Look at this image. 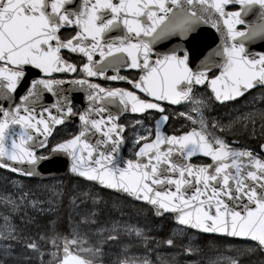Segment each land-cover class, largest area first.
Returning a JSON list of instances; mask_svg holds the SVG:
<instances>
[{"label": "snow or ice", "instance_id": "obj_1", "mask_svg": "<svg viewBox=\"0 0 264 264\" xmlns=\"http://www.w3.org/2000/svg\"><path fill=\"white\" fill-rule=\"evenodd\" d=\"M205 25L219 43L201 56ZM254 42L264 43V0H0V170L15 174L0 192V264H171L160 247L193 255V232L223 244L208 264L264 255V142L226 139L233 124L205 114L238 99L264 106ZM238 121L264 140V108L259 125ZM60 157L174 228L162 238L102 221L98 198L85 208L81 193L61 229V193L43 199L26 183Z\"/></svg>", "mask_w": 264, "mask_h": 264}, {"label": "rangeland", "instance_id": "obj_2", "mask_svg": "<svg viewBox=\"0 0 264 264\" xmlns=\"http://www.w3.org/2000/svg\"><path fill=\"white\" fill-rule=\"evenodd\" d=\"M249 105H252L250 107ZM210 108V106H209ZM264 108V106L260 105L258 102L252 101L250 98L245 99L242 103L232 105L231 107L223 108L220 111V123L221 124H227L231 122L233 126L228 129L225 132L226 139L228 138H238L246 143L255 144L257 141L260 140V133L259 128H257V135L255 140L248 139L249 131L245 130L243 124H241L238 121V117L243 116L247 114L250 119H255L257 122V125H259L261 121V109ZM235 134V136L233 135ZM14 175L5 173L3 171H0V192H6V191H12L11 187V181L13 179ZM64 178V177H63ZM62 177L60 178H52V179H46V180H32L28 179L26 183L28 184V190L31 192L36 193L40 198L47 199L51 195L54 194V192H60L61 193V200L63 204V197L64 194V188L62 186ZM64 182V180H63ZM49 189H52L53 191L50 192ZM72 193L73 195H80L81 193H87L88 194V204H83L82 207L89 208L93 204V197H97L98 199L95 201V207L98 212V218L100 220H111V219H121L123 218L124 221H127L128 223L136 224L137 226H143L146 229H150L149 235H156V232H158L164 225V222L168 220V218H163L159 220H155L152 216L148 215L145 212L137 211L135 209L134 204L125 198L117 197L115 195L111 194H103L102 191L97 188L95 185L84 182V181H75L72 184ZM67 202L66 206L69 204V200H66ZM66 215L68 216V212L66 210ZM51 217H49L50 219ZM155 221V222H154ZM37 223L40 225L39 230H44L45 221L44 219H38ZM155 223V224H154ZM34 230H36L35 226ZM174 228V225L171 227V229ZM170 229V230H171ZM193 235L194 239V246H197L199 234L196 232L191 233ZM235 242V241H233ZM178 244L184 243L183 239H178ZM223 245V244H222ZM119 251L118 248H113V252ZM132 251L133 252H143V248H141V245L139 244H132ZM179 251V248L177 249H168L163 246L160 247L161 252V261L163 260H174V263L171 264H181V262H191L195 261L200 262L199 258H195L193 255H175L176 252ZM153 258L156 257V252L153 251L152 254ZM217 256V253L215 254H208L204 256L203 261L201 264H208L209 261L215 259ZM47 259V257H45ZM249 264H264V258H259V260L255 261L254 263Z\"/></svg>", "mask_w": 264, "mask_h": 264}, {"label": "trees", "instance_id": "obj_3", "mask_svg": "<svg viewBox=\"0 0 264 264\" xmlns=\"http://www.w3.org/2000/svg\"><path fill=\"white\" fill-rule=\"evenodd\" d=\"M64 180V182H63ZM77 181L74 178H71L69 176H66L62 179V186L64 188V194L62 195L63 199V204L60 205V211L56 214V220L57 223L60 225L61 229L65 227V221L67 219L66 215V200H69L68 198L70 196H73L72 193V184ZM103 194H108L106 191H102ZM110 194V193H109ZM89 201L87 202V204ZM134 204L135 209L137 211H142L147 213L148 215L152 216L151 211L144 205L140 203H135ZM166 218V217H165ZM156 221L159 219H155ZM155 222V221H154ZM158 222V221H157ZM155 224V223H154ZM173 224L169 221L164 222L163 227L156 232V236L160 237H165L166 234L170 231L171 227ZM179 245V244H178ZM151 246V245H150ZM198 252L194 254L195 258H199L200 262H197L196 264H201V262L204 259V256L208 254H215L218 253V251L223 247L221 240L217 236H211V235H199L197 246ZM141 248H143V245H141ZM264 258V255H261L259 253L256 254H244L242 259H241V264H249V263H254L255 261L259 260V258ZM155 259V258H153ZM164 261V260H163ZM171 263H174V260H170Z\"/></svg>", "mask_w": 264, "mask_h": 264}, {"label": "water", "instance_id": "obj_4", "mask_svg": "<svg viewBox=\"0 0 264 264\" xmlns=\"http://www.w3.org/2000/svg\"><path fill=\"white\" fill-rule=\"evenodd\" d=\"M252 18L253 17H249V19H252ZM201 27H202V31L200 33V37H201L200 47L203 50L201 51L200 55H204L205 53L208 52L209 48H213V47L216 46L217 43H219V34L216 32L215 29H212L208 25L201 26ZM160 46L162 48L163 47H167V44H158L156 47L159 49ZM250 47L255 49V50H261V49H264V43L254 42ZM74 95L82 96V94H79V93H75ZM77 102H79V100H77ZM67 163H68V161H67L66 157H60L57 161H55L51 165L44 164L42 169H41L42 174L40 176L35 177V178L39 179V180H43V179H48V178L64 176L65 174H69V175H71L73 177L79 178L75 174H72V173L67 171ZM43 169H46V171H44ZM79 179H82V178H79ZM90 183H92V182H90ZM96 186L101 188V189H104V190L119 194L121 196H125L124 194H121V193H119V192H117L115 190L107 189V188H105L103 186H99V185H96ZM129 199L132 200V201H135V200H133L131 198H129ZM210 235H216L217 236V234H210Z\"/></svg>", "mask_w": 264, "mask_h": 264}, {"label": "flooded vegetation", "instance_id": "obj_5", "mask_svg": "<svg viewBox=\"0 0 264 264\" xmlns=\"http://www.w3.org/2000/svg\"><path fill=\"white\" fill-rule=\"evenodd\" d=\"M159 49H162V47L160 46ZM202 56V55H201ZM111 86H121V87H126L127 85L120 82V83H117V82H113L111 84ZM203 91V90H202ZM247 99V98H246ZM245 100V99H244ZM244 100H237L236 103H225V104H210V108L209 110L205 113L210 119L214 118L216 119L218 122L220 121V111L223 109V108H226V107H231L232 105H236V104H240L242 103ZM176 111H181V109H176ZM130 117H125V119H129ZM132 118H135V117H132ZM181 124H183V120L180 121ZM175 126V125H173ZM125 153L127 152V147H125L124 149Z\"/></svg>", "mask_w": 264, "mask_h": 264}]
</instances>
